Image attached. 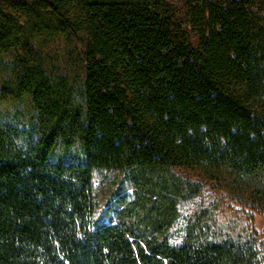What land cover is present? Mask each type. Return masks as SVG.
<instances>
[{"label": "trees", "instance_id": "trees-1", "mask_svg": "<svg viewBox=\"0 0 264 264\" xmlns=\"http://www.w3.org/2000/svg\"><path fill=\"white\" fill-rule=\"evenodd\" d=\"M70 33L79 102L31 63L0 93L31 97L37 133L0 129V264H263L253 239L171 233L175 168L264 171V0H0V53ZM105 170L136 190L115 211Z\"/></svg>", "mask_w": 264, "mask_h": 264}, {"label": "rangeland", "instance_id": "rangeland-1", "mask_svg": "<svg viewBox=\"0 0 264 264\" xmlns=\"http://www.w3.org/2000/svg\"><path fill=\"white\" fill-rule=\"evenodd\" d=\"M84 44L83 34L70 33L39 37L27 48L3 51L0 53V93L4 94L6 83L14 80L24 63H31L42 66L51 78H67L74 99L79 102ZM35 118L36 111L28 94L4 95L0 99V129L11 127L24 135L32 132L30 135L36 137ZM18 140L24 142L23 138ZM174 173L185 182L188 190L185 197L179 199L178 219L172 228L171 241L179 244L185 234L197 230L216 241L253 239L264 264V171L243 176L227 170L214 173L194 167L175 168ZM95 187L101 207L111 211L119 208L124 200L132 201L136 195L135 188L118 171L97 172Z\"/></svg>", "mask_w": 264, "mask_h": 264}]
</instances>
